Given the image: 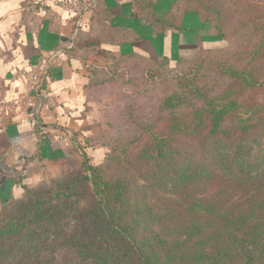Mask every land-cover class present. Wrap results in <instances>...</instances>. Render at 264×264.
<instances>
[{
	"label": "trees",
	"instance_id": "obj_1",
	"mask_svg": "<svg viewBox=\"0 0 264 264\" xmlns=\"http://www.w3.org/2000/svg\"><path fill=\"white\" fill-rule=\"evenodd\" d=\"M197 2L180 0L223 32ZM250 53L263 60L264 42ZM253 70L226 69L236 91L166 97L167 133L118 165L91 166L80 151L84 173L51 176L3 205L0 263L69 264L72 253L71 264H264V99L251 96L264 80ZM178 106L187 109L171 115Z\"/></svg>",
	"mask_w": 264,
	"mask_h": 264
},
{
	"label": "crops",
	"instance_id": "obj_2",
	"mask_svg": "<svg viewBox=\"0 0 264 264\" xmlns=\"http://www.w3.org/2000/svg\"><path fill=\"white\" fill-rule=\"evenodd\" d=\"M82 1L83 9L71 13L56 0H0V207L27 187L79 166L78 149L96 161L104 155L91 142L97 127L87 92L93 68L126 56L176 61L222 34L183 10L180 0ZM38 60L54 97L50 107L37 91H26L20 74ZM20 151L29 158L16 161Z\"/></svg>",
	"mask_w": 264,
	"mask_h": 264
},
{
	"label": "rangeland",
	"instance_id": "obj_3",
	"mask_svg": "<svg viewBox=\"0 0 264 264\" xmlns=\"http://www.w3.org/2000/svg\"><path fill=\"white\" fill-rule=\"evenodd\" d=\"M181 1L200 10L197 0ZM202 4L208 14L211 12V17L215 18L218 13L224 30L221 35L211 37L210 41L199 43L200 50L178 62L115 59L113 64L96 71L87 91L97 120L96 133L91 142L94 148H101L104 155L98 161L88 158L89 165L116 166V161L138 154L146 142L165 135L170 115L163 109L166 97L172 96L176 102L178 95L194 86L200 92L212 95L226 86L236 91L239 88L235 82L223 74L230 67L254 69L253 73L264 80V59L250 60L251 49L264 42V0H202ZM253 95L255 99H264V82L257 90H252ZM179 107L172 108L171 115L187 109ZM76 143L74 141V145ZM78 151L80 153L81 149ZM83 160L82 157L79 166L52 178L84 173ZM71 254L69 264L74 262ZM46 256L45 253L43 258L46 259Z\"/></svg>",
	"mask_w": 264,
	"mask_h": 264
},
{
	"label": "built area",
	"instance_id": "obj_4",
	"mask_svg": "<svg viewBox=\"0 0 264 264\" xmlns=\"http://www.w3.org/2000/svg\"><path fill=\"white\" fill-rule=\"evenodd\" d=\"M56 2L61 8L71 13L80 12L84 6L82 3L83 2L82 0H56ZM40 3L42 5H46L45 0H40ZM43 73H44L43 62L41 60H38L32 68L23 70L21 71L20 74L23 77H25L26 91L27 92L31 90L37 91L40 98H43L45 100V104L48 107H50L54 101V97L49 92L48 88L44 86L45 84L42 80ZM11 106H14V107L18 106V101L11 100ZM30 114L33 118V123L36 125H39L38 118L36 115L37 114L36 108H32Z\"/></svg>",
	"mask_w": 264,
	"mask_h": 264
},
{
	"label": "water",
	"instance_id": "obj_5",
	"mask_svg": "<svg viewBox=\"0 0 264 264\" xmlns=\"http://www.w3.org/2000/svg\"><path fill=\"white\" fill-rule=\"evenodd\" d=\"M29 158V155L25 152V151H20L16 157H15V160L16 161H22V160H25V159H28ZM2 180V177H0V181Z\"/></svg>",
	"mask_w": 264,
	"mask_h": 264
}]
</instances>
